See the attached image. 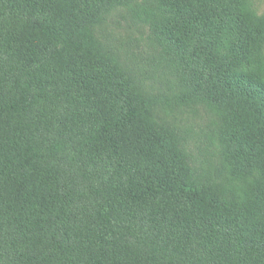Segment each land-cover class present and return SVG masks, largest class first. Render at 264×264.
I'll list each match as a JSON object with an SVG mask.
<instances>
[{"label": "trees", "instance_id": "obj_1", "mask_svg": "<svg viewBox=\"0 0 264 264\" xmlns=\"http://www.w3.org/2000/svg\"><path fill=\"white\" fill-rule=\"evenodd\" d=\"M263 50L249 0H0V264H264Z\"/></svg>", "mask_w": 264, "mask_h": 264}, {"label": "rangeland", "instance_id": "obj_2", "mask_svg": "<svg viewBox=\"0 0 264 264\" xmlns=\"http://www.w3.org/2000/svg\"><path fill=\"white\" fill-rule=\"evenodd\" d=\"M249 2L254 11L259 16L264 17V0H249ZM131 22L128 8H119L109 16L106 23L96 29V34L103 48L114 52L123 60L125 56H132L142 47L144 50H151V47L146 46L150 35L149 28L147 26L138 28L137 24L133 25ZM206 112L202 106H199L197 109L189 111L159 110L157 115L182 135L191 134L192 138L188 143L196 149L205 140L204 134L213 132L210 123L211 116L207 115Z\"/></svg>", "mask_w": 264, "mask_h": 264}]
</instances>
